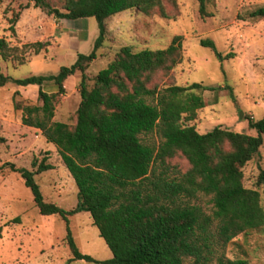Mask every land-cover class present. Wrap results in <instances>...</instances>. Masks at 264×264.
Segmentation results:
<instances>
[{
  "label": "trees",
  "instance_id": "trees-1",
  "mask_svg": "<svg viewBox=\"0 0 264 264\" xmlns=\"http://www.w3.org/2000/svg\"><path fill=\"white\" fill-rule=\"evenodd\" d=\"M46 15L73 21L93 17L97 34L87 54L77 53L68 66L55 73L12 78L0 74V86L6 82L38 86L40 104H24L20 123L37 128L51 143L76 188V204L63 209L44 201L33 175L52 168L45 158L32 159L33 170L15 167L41 215L57 214L65 223V241L70 252L66 259L94 261L76 247L66 216L84 211L89 214L111 256L99 264H248L245 258H228L225 245L237 234L264 227V166L259 168L253 188L242 182V168L260 147H264V116L247 118L254 134L234 132L214 126L198 132L193 124L196 110L203 107L201 91L212 85L172 82L158 86L152 81L157 73L170 77L181 60V35H173L162 48L132 50L121 46L100 68L90 87L84 69L96 57L109 17L123 10L171 19L178 14L175 0H27ZM210 1V0H209ZM203 18L207 0H196ZM18 14L7 18L8 30ZM249 20L264 19V7L247 12ZM201 45L213 44L199 40ZM34 54L45 50L46 41L26 44ZM9 47L0 37V58L9 56ZM216 55H219L215 51ZM219 58L222 57L219 55ZM75 71L79 103L74 122L53 121L56 97L63 91V80ZM52 81L55 90L39 86ZM231 95V93H230ZM232 96V95H231ZM155 133L157 143L142 135ZM3 137L0 136V142ZM182 157L181 170L169 160ZM209 196L210 213L192 200Z\"/></svg>",
  "mask_w": 264,
  "mask_h": 264
},
{
  "label": "rangeland",
  "instance_id": "rangeland-1",
  "mask_svg": "<svg viewBox=\"0 0 264 264\" xmlns=\"http://www.w3.org/2000/svg\"><path fill=\"white\" fill-rule=\"evenodd\" d=\"M175 1L178 14L171 19L131 10L109 17L96 57L83 71L86 85H92L96 72L119 47L126 45L134 51L144 47L162 48L173 35H181L180 62L172 68L170 77L157 73L152 81L158 86L170 82L212 85L214 89L201 91L204 105L196 110L194 119L183 123L193 124L198 132L219 126L253 135L255 132L248 128L247 118L257 120L264 116V19L249 20L246 15L256 7H264V0H207L208 15L203 18L198 15L196 0ZM16 13L19 23L17 26L14 23L11 32L7 18ZM81 20L88 25L89 38L86 39L82 31L83 38L77 44L72 42L76 36L72 32L75 29L70 24L72 21L55 19L52 26L53 16L33 7L31 1L0 0V37L12 47L8 57L0 58V74L23 78L55 73L59 66L70 65L77 53L87 54L97 28L93 17ZM201 39L211 42L222 59L212 48L201 45ZM34 41H46V49L34 54L26 45ZM67 42L71 44L66 46ZM79 76L75 71L63 80V91L54 102L53 121L74 122L80 100ZM49 85L51 82H43L39 87L47 91ZM37 88L36 84L20 86L11 82L0 86V136L3 137L0 142V264H99L95 261L107 259L111 254L91 224L89 214L80 211L66 218L76 247L94 261L67 263L70 252L65 241L64 220L57 214H39L22 178L10 170L8 163L33 170L31 160L44 157L52 168L33 175L43 200L63 209L75 206V185L55 147L45 141L37 128L20 123L21 110L17 107L40 104ZM142 137L149 143L158 141L155 133ZM169 162L181 170L186 167L180 156H174ZM263 166L264 147H260L242 168L245 187H255V176ZM208 197L198 195L192 201L205 213H210ZM260 204L264 209L262 195ZM224 254L228 258H245L248 264H264V227L234 236L225 245ZM189 261L184 263L189 264Z\"/></svg>",
  "mask_w": 264,
  "mask_h": 264
},
{
  "label": "crops",
  "instance_id": "crops-1",
  "mask_svg": "<svg viewBox=\"0 0 264 264\" xmlns=\"http://www.w3.org/2000/svg\"><path fill=\"white\" fill-rule=\"evenodd\" d=\"M86 18V17H85ZM81 19H83V18H81ZM81 19H76V20H73L70 24L71 25H73V27L75 28V29H73L72 30V32L73 33H76V34H74V35H76L75 37H73V41L72 42H74V43H77V44H79V42L78 41H81L82 40V33L84 32V33H86V39H88L89 38V36H88V25H87V23L86 22H84V21H82ZM54 20H55V18L53 17V22L51 23V25L52 26H55V23H54ZM58 20H63V19H58ZM19 23V20L17 21L16 20V25L15 26H17V24ZM60 29V28H59ZM54 31H55V29H54ZM83 31V32H82ZM86 31V32H85ZM61 33H63V31H60ZM52 34H53V32H52ZM94 40V39H93ZM71 44V42H67V44H66V46H69ZM44 82H51V85H49L50 87H49V89L46 91V92H51V91H54V88H55V85L53 84V82L52 81H44ZM41 86V85H40ZM38 87V86H37Z\"/></svg>",
  "mask_w": 264,
  "mask_h": 264
},
{
  "label": "water",
  "instance_id": "water-1",
  "mask_svg": "<svg viewBox=\"0 0 264 264\" xmlns=\"http://www.w3.org/2000/svg\"><path fill=\"white\" fill-rule=\"evenodd\" d=\"M239 117H241V113H239Z\"/></svg>",
  "mask_w": 264,
  "mask_h": 264
}]
</instances>
